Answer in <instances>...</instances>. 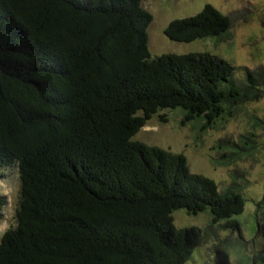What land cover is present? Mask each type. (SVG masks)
<instances>
[{"label": "trees", "instance_id": "1", "mask_svg": "<svg viewBox=\"0 0 264 264\" xmlns=\"http://www.w3.org/2000/svg\"><path fill=\"white\" fill-rule=\"evenodd\" d=\"M143 1L0 0V178L17 167L21 181L0 264H186L216 228L237 235L219 237L217 264H230V247L244 251L243 194L193 173L184 153L133 138L169 109L212 124L263 96L264 71H246L240 85L235 67L212 54L152 59L154 17ZM231 25L206 4L164 31L190 43ZM6 205L0 195V222ZM255 207L264 236V192ZM179 209L208 210L211 221L177 228Z\"/></svg>", "mask_w": 264, "mask_h": 264}, {"label": "rangeland", "instance_id": "2", "mask_svg": "<svg viewBox=\"0 0 264 264\" xmlns=\"http://www.w3.org/2000/svg\"><path fill=\"white\" fill-rule=\"evenodd\" d=\"M141 4L154 17L147 29L152 59L170 53L212 54L226 59L235 67V79L240 85L245 80L246 71H264V0H146ZM206 4L216 6L229 16L232 25L225 35L198 38L190 43L169 40L164 29L173 19L194 16ZM162 116L165 121H162ZM183 120L185 112L178 109L158 112L133 140L143 141L149 146L157 145L173 153H184L193 173L214 180L222 192L233 188L242 193L246 201L245 211L236 220L242 224L244 251L239 253L237 248L230 247L228 259L230 264H241L239 256L246 254L243 259L248 256L250 264L254 260L256 264H264L258 258L264 255V236L257 231L258 222L254 217L255 203L264 192V94L257 98L252 96L234 108H226V112L208 126L199 118L189 122ZM249 145L253 149H247ZM2 172L5 178H0V195L6 196L7 205L0 222V241L8 229L17 225L21 194L17 167ZM209 214L206 210L197 215H188L185 210L179 209L173 212L172 217L177 228L194 226L203 229L211 221ZM216 231L218 237H206L186 264H217L214 248L220 244L219 237L222 240L232 238L235 243L237 235L221 231L220 228H216Z\"/></svg>", "mask_w": 264, "mask_h": 264}]
</instances>
